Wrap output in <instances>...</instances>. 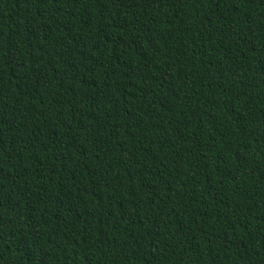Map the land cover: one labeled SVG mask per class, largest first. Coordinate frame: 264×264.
Segmentation results:
<instances>
[{"label": "trees", "instance_id": "trees-1", "mask_svg": "<svg viewBox=\"0 0 264 264\" xmlns=\"http://www.w3.org/2000/svg\"><path fill=\"white\" fill-rule=\"evenodd\" d=\"M0 264H264V0H0Z\"/></svg>", "mask_w": 264, "mask_h": 264}]
</instances>
